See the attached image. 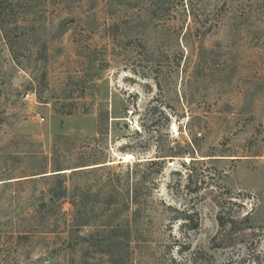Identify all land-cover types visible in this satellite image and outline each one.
<instances>
[{
	"label": "rangeland",
	"instance_id": "374dc122",
	"mask_svg": "<svg viewBox=\"0 0 264 264\" xmlns=\"http://www.w3.org/2000/svg\"><path fill=\"white\" fill-rule=\"evenodd\" d=\"M23 8L18 61L0 38V264H108L91 243L110 224L130 225L122 264H264V0ZM61 172L92 192L75 248V208L41 177Z\"/></svg>",
	"mask_w": 264,
	"mask_h": 264
},
{
	"label": "trees",
	"instance_id": "16d2710c",
	"mask_svg": "<svg viewBox=\"0 0 264 264\" xmlns=\"http://www.w3.org/2000/svg\"><path fill=\"white\" fill-rule=\"evenodd\" d=\"M29 0H0V38L3 39L6 44L9 47V50L14 58L15 61H18L17 59V45L20 43V41L23 39V36H20V31L24 29L25 24L21 22L23 19V15L26 14V12H23V7L26 6V2ZM21 11L23 13H21ZM23 14V15H22ZM25 17V16H24ZM165 156H157L156 159H148L146 161L140 162L141 164H147L149 166H159V171L162 170V166L166 163V159H160ZM108 162H103L101 164H106L102 165L99 167H105L108 166ZM139 163V164H140ZM100 163H94L92 165H99ZM88 166V165H87ZM83 167V166H81ZM98 167H93V168H88V169H94ZM62 171L64 169L58 168L55 169L52 172H57V171ZM85 169L81 170H73L72 172L76 171H82ZM47 173V172H46ZM67 172H61V173H55L52 175H45L41 176L43 178L52 176V178H57L58 185L55 186L57 190H52L51 197L56 201H61L63 199H69L70 203L73 205L75 208V214L71 218L70 222L69 220H65V225L66 229L63 230L64 234L66 235V243L69 245L70 248H75L76 245L79 243L81 244L83 242H89L90 237H82L80 236V229L84 226H87L90 224L89 217H87V211L88 209V202L87 198L89 199L91 195V191H83L81 188H76V187H71L68 185V180H67ZM45 174V173H43ZM147 174L148 172H144L143 175V180L147 181ZM32 179H37V178H32ZM4 179L0 178V181H3ZM135 193L136 195L133 196V201L136 203L141 204L142 200L147 201L148 198L146 199L147 193H145L146 187H136ZM150 195V194H149ZM44 197V196H42ZM83 198L86 201H83ZM41 202L37 205L36 208H34L31 216L37 217V215H40L42 218L41 220L43 221L42 225H46L47 227L49 226L48 220L52 217L53 214H49L47 211L48 210V205L45 202L44 198L40 200ZM44 201V202H43ZM59 210L62 209V206H58ZM180 214V213H179ZM34 218H32L33 220ZM178 219H182L186 223L190 224V227L192 229H198L199 228V218L197 217V214L194 212H184V214L181 212V215L178 217ZM35 220V219H34ZM111 226L109 227V232H106L105 235L103 233H98L99 238L94 239V242L91 243V246L94 247H102L105 246V255L109 256V259L107 260L108 264H122L123 262L121 261L120 263L117 261L116 258L121 256V242L118 240V233L120 231H124L127 236L131 234V229L130 225L127 224V226L123 227L120 224H110ZM221 225H225V223L221 222ZM56 230H53L52 232H55ZM63 234V233H61ZM129 234V235H128ZM91 238H93V234H90ZM126 236V237H127ZM81 239V240H79ZM85 240V241H84ZM100 240V241H99ZM103 243V244H101ZM130 245V243H129Z\"/></svg>",
	"mask_w": 264,
	"mask_h": 264
},
{
	"label": "built area",
	"instance_id": "2783aa9c",
	"mask_svg": "<svg viewBox=\"0 0 264 264\" xmlns=\"http://www.w3.org/2000/svg\"><path fill=\"white\" fill-rule=\"evenodd\" d=\"M32 96H34V95L31 92H25L24 93L25 99H30V98H32ZM42 120H44V118H42Z\"/></svg>",
	"mask_w": 264,
	"mask_h": 264
}]
</instances>
